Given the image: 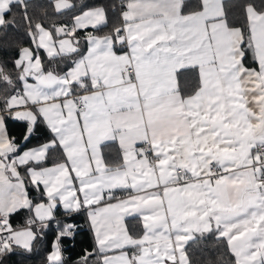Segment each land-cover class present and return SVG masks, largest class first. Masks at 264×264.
I'll return each mask as SVG.
<instances>
[{
    "label": "snow or ice",
    "instance_id": "1",
    "mask_svg": "<svg viewBox=\"0 0 264 264\" xmlns=\"http://www.w3.org/2000/svg\"><path fill=\"white\" fill-rule=\"evenodd\" d=\"M110 8L99 35L104 6L0 0V33L23 26L34 46L0 62V264L28 258L53 222L45 264H67L78 225L61 208L93 232L76 264H264V0ZM56 16L70 22L45 26ZM210 240L225 251L196 258Z\"/></svg>",
    "mask_w": 264,
    "mask_h": 264
},
{
    "label": "trees",
    "instance_id": "2",
    "mask_svg": "<svg viewBox=\"0 0 264 264\" xmlns=\"http://www.w3.org/2000/svg\"><path fill=\"white\" fill-rule=\"evenodd\" d=\"M89 6H98L103 5L107 8V14L109 17V27L103 29V31L97 33L103 35L105 32L111 30V21L110 17L112 16L116 20V16L111 11L110 6L117 4V0H85ZM118 5V4H117ZM113 20V22H114ZM45 26L51 25L53 23L66 24L70 22V17H52L43 21ZM112 26V25H111ZM91 31V29H89ZM83 35V31L80 33ZM28 36L25 34L23 26L19 30H10L7 34L0 33V62H6L8 67L11 68V62L17 58L18 49L20 47H32ZM41 59L44 61L45 66H50L47 61L45 53L41 50L40 52ZM59 67H63L62 65ZM8 127L12 135L16 136L17 139L23 135L24 129L22 127V122L9 120ZM43 142L41 139V133H37L35 138L27 144V148L33 145H37ZM21 143L24 142L21 140ZM30 196L36 197L37 193L30 190ZM28 213L26 211H21L19 214L14 216L13 223L14 225H23L25 219L27 218ZM58 219L65 222H70L78 225L76 235L74 238H65L63 241L64 255L67 259V264H76L81 256L85 254V250L92 251L94 247V238L93 232L89 227L88 219L83 214H73L72 217H67L63 215V211L60 209L57 213ZM127 226L130 230L133 228L139 232L141 225L132 221V218L128 219ZM58 231L56 223H50L48 228L42 229V236L35 244L34 252L28 257L24 258L19 255H13L10 258H6L2 264H45L44 257L51 250L52 243L55 240V233ZM225 251L223 246L213 247V241H207L206 244L200 245L199 249H194L195 257L199 259H205L207 257H212L213 259L222 254ZM227 259V257H225Z\"/></svg>",
    "mask_w": 264,
    "mask_h": 264
},
{
    "label": "crops",
    "instance_id": "3",
    "mask_svg": "<svg viewBox=\"0 0 264 264\" xmlns=\"http://www.w3.org/2000/svg\"><path fill=\"white\" fill-rule=\"evenodd\" d=\"M120 0H117V4H118V2H119ZM98 6H103V5H98ZM106 8V7H105ZM106 10H107V8H106ZM108 19H109V17H108ZM113 17L111 16L110 17V21H111V25L113 24V23H115L116 22V20H114V22H113ZM111 25H110V27H111ZM81 44H82V46H86V45H84V42L83 41H81ZM32 47H34V46H32ZM42 51L44 52V50L42 49ZM45 53V52H44ZM45 55H46V53H45ZM44 142V141H43ZM43 142H41V143H43ZM40 144V143H39ZM39 144H37V145H33V146H30V147H28V148H33V147H36V146H38ZM104 155H105V158H106V162H108V163H111L114 159H116L119 155H120V149H119V145H118V143H112L108 148H106V149H104ZM61 210L63 211V209L61 208ZM128 219H130V217H126L125 218V224L127 225V221H128Z\"/></svg>",
    "mask_w": 264,
    "mask_h": 264
},
{
    "label": "built area",
    "instance_id": "4",
    "mask_svg": "<svg viewBox=\"0 0 264 264\" xmlns=\"http://www.w3.org/2000/svg\"><path fill=\"white\" fill-rule=\"evenodd\" d=\"M120 2V1H119ZM119 2H118V4H119Z\"/></svg>",
    "mask_w": 264,
    "mask_h": 264
}]
</instances>
